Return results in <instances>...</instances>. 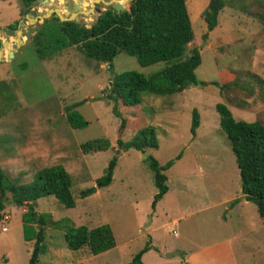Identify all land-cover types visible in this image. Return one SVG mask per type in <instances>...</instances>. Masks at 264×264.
I'll return each mask as SVG.
<instances>
[{
    "label": "rangeland",
    "instance_id": "rangeland-1",
    "mask_svg": "<svg viewBox=\"0 0 264 264\" xmlns=\"http://www.w3.org/2000/svg\"><path fill=\"white\" fill-rule=\"evenodd\" d=\"M119 1L128 9L129 0ZM258 1L227 0L217 26L208 31L203 18L207 0H185L194 33L187 49L197 47L201 55L196 76L216 84L190 86L170 96L143 93L137 105L119 101V113L126 119V128L119 134L121 117L113 111L115 102L107 97L113 76L127 70L150 75L162 69L164 63L141 66L134 57L119 52L109 68L86 58L74 46L41 59L32 43L41 23L35 22L26 36L29 8L21 0H0V42H11V49L2 47L0 80H5L12 92V97L0 94V166L10 176L23 172L21 182L28 183L38 169L63 165L71 176L75 206L67 208L48 195L37 200V211L49 213L54 220L70 219L74 226L93 228L108 224L116 241L115 247L93 255L86 247L68 249L64 232L46 227L47 250L39 256L38 264H127L149 239L151 248L142 256L144 264H185V254L228 238L238 264H264V226L255 204L251 202L249 208L257 216L254 232L247 227V209L230 212V203L202 208L208 201H221L240 190L236 158L220 128L215 104H226L236 120H244L243 109L234 101L250 93L251 83L244 77L250 55L258 53L257 59L263 57L260 42L254 44L257 49H251L243 36L246 33L252 37L256 31L264 30L259 29L264 20L241 6L249 3L251 11L263 14ZM68 2H39L37 14L59 7L66 15L64 7ZM108 6L98 7L104 11ZM95 16L91 14L80 21L88 27ZM20 21L24 23L18 26ZM3 28L10 30L9 36ZM17 28L23 31L19 36ZM17 37L25 43L15 46ZM10 52L13 55L9 56ZM228 71L237 75L236 84L221 90L218 84L227 81ZM253 95L256 106V101L264 100V86ZM74 103H80L76 110L88 121L83 128H72L67 122V107ZM194 108L200 119L195 135L190 131ZM146 127L154 130L158 147L147 148L144 153L133 148L119 151L111 183L97 188L96 178L103 174L118 149L117 138L128 141ZM97 138L108 139L111 146L86 154L81 151L80 144ZM179 153L180 159L165 171L169 191L152 207L157 188L144 156L151 154L164 164ZM90 188L95 190L79 196L81 190ZM3 212L0 264H27L32 242L24 241L22 236L24 208L9 198ZM173 219L179 221L173 223ZM175 251L183 255L167 257ZM219 253L225 255V250L208 249L204 264H211Z\"/></svg>",
    "mask_w": 264,
    "mask_h": 264
},
{
    "label": "trees",
    "instance_id": "trees-1",
    "mask_svg": "<svg viewBox=\"0 0 264 264\" xmlns=\"http://www.w3.org/2000/svg\"><path fill=\"white\" fill-rule=\"evenodd\" d=\"M34 1L21 0L27 8H30ZM227 3V0H207L203 18L208 31L217 26L218 15ZM257 5L263 9L264 0H259ZM241 8L250 15L264 20V13L251 11L252 5L249 3L242 5ZM193 38L194 33L185 0H131L128 9L116 11L112 6H108L94 17L88 27L82 21H61L52 14L43 20L33 34L32 43L41 59L74 46L86 58L109 64V68L112 67V61L119 52L134 57L141 66L163 62L164 67L150 75L127 70L113 76L107 97L115 102L113 111L121 117L118 110L119 101L128 106L137 105L141 102L143 93L170 96L190 86L204 87L209 83L216 84L197 78L195 70L201 63L200 51L197 47L187 49ZM203 38H207V33ZM8 48L11 49V42ZM257 79V82L264 86V78ZM235 84L236 82L232 81L218 85L221 90L225 88L229 90ZM4 93L12 97L9 85L5 80H0V94ZM238 101L234 103L242 105ZM80 103L67 107L66 119L72 128H83L88 124L76 110ZM215 110L219 116L220 128L226 134L236 158L241 194L247 201L255 204L264 226V123L261 120L253 122L236 120L227 105L222 102L215 104ZM199 124L198 110L194 108L190 126L193 135ZM125 127L126 119L121 117L119 134ZM116 144L118 149L110 158L103 174L95 180L97 188L111 183L119 151L133 148L144 153L147 148L158 147L155 132L149 127L140 130L128 141H123L119 136ZM110 146V141L105 138L80 144L81 151L85 154L102 151ZM180 157L181 153L164 164H160L151 154L145 157L157 188L152 207L168 190L165 171ZM22 174L23 172H19L17 176H10L0 166V221L4 215L5 201L9 198L14 205L24 208L21 215L22 236L24 241L32 242L27 264H38L39 256L47 250L46 227L62 230L67 248L73 251L86 247L90 254L97 255L115 247V237L108 224L93 228L85 225L74 226L70 219L54 220L49 213L37 211V200L48 195L54 196L67 208L75 206L71 192V176L63 165L54 164L38 169L32 181L28 183L21 182ZM93 190L95 188L81 190L79 196L85 197ZM234 201L237 199L231 204ZM150 248L149 239L127 264H144L142 255Z\"/></svg>",
    "mask_w": 264,
    "mask_h": 264
},
{
    "label": "crops",
    "instance_id": "crops-1",
    "mask_svg": "<svg viewBox=\"0 0 264 264\" xmlns=\"http://www.w3.org/2000/svg\"><path fill=\"white\" fill-rule=\"evenodd\" d=\"M91 1L92 0H83V3L81 4V10L87 9L90 6L89 3ZM72 2H73V4L76 3L75 0H72ZM85 3L88 4V6L85 7L84 6ZM97 6H99V4H97ZM67 7H68L67 5L64 7V10L68 11V13H67L68 15L66 14L65 16H67V17L68 16L75 17L74 14H71L69 12ZM81 18H84V17H81ZM259 25H260L259 29H264V26H262L261 23H259ZM250 33H252V32H250ZM244 34L245 35L243 37H244V39H247V41L249 42V47L251 49L252 48L253 49H257L256 48L257 46H254V44L257 43V41L260 42L261 51L259 50V52L262 53L261 56L263 58L257 59L256 57L258 56V53H256L255 55H250L249 67L244 72V77L246 79L245 81H249L251 83V88L249 89L250 93L244 95L243 99L238 101V102H241L242 105H237V104H234V105H236L237 107L243 109V117H244L243 119L245 121L253 122V121H256V120H261L264 123V100L256 101V103H257L256 106H254V103H253V100L255 99L253 94L256 91H258L260 87H263V85H261V84H259L257 82V80H258L257 78L258 77L259 78H264V30L256 31L255 35H253L252 37L250 36L251 38L246 33H244ZM14 43H15V46H18L17 45L18 42L16 41V39H15ZM22 43H25V42H21V44ZM3 55H4V53L1 54V57ZM227 73L228 74H227V81L226 82H232V81L235 82V80H237V75L236 74L230 73V71H228ZM258 85H260V87ZM259 94H260V92H259ZM262 98H264V96ZM167 180H168V177H167ZM167 191H169V188H168ZM235 199H237V201L236 202L234 201L231 204V202L233 200H235ZM226 203H230V208H229L230 212H235L236 209H238V208H240L242 211H244V209H247V212H248V215L246 217V219H247V227H248L249 232H254L255 228H253V227L255 225V220H256L257 216L252 211L253 210L252 208H251V210L249 209L251 202L247 201L245 199V197L241 194V184H240V190H238L236 195H234L232 197L225 198V199H223L221 201L217 200L215 203H214V201H208L207 205L202 206V208L211 209V208H214V207H216L218 205L226 204ZM239 216L240 215L238 213V217ZM172 221H173V223H176L179 220L178 219H173ZM179 248H180L181 252H183V253L186 252V251H184L183 247H179ZM208 249H214V250H217L219 252L225 250V255L221 254V253L217 254L216 256H214L211 259V264H238V262L236 260V257H235V254H234V251H233V248L231 246V239L230 238H228L226 240H223V241H221L219 243L207 246V247L206 246H201V247H199V249H196L194 251L189 252L188 254H185L184 255L185 258H186L185 261L190 263V264H204V258H205L206 254H207ZM180 254L183 255L182 253H180Z\"/></svg>",
    "mask_w": 264,
    "mask_h": 264
},
{
    "label": "water",
    "instance_id": "water-1",
    "mask_svg": "<svg viewBox=\"0 0 264 264\" xmlns=\"http://www.w3.org/2000/svg\"><path fill=\"white\" fill-rule=\"evenodd\" d=\"M48 1L49 0H35L32 3L33 6L29 9V11L27 13V17H26V20L29 21V25L27 26L26 36L29 35L28 30H30L35 25V22L42 23L40 21H43L45 18H49L52 14H55L61 21L75 20L76 22H79L81 17L90 16L91 14H97V15L100 14L103 10L97 6V4H99V3L105 4V5H111L112 8L116 11L125 9V6L119 0H92L89 3L90 6L87 8V10H81V4L83 3V0H75L77 4L76 3L73 4L72 0H69V2L67 4V6H68L67 8L71 14L75 15L74 18L72 16L67 17V16L63 15L60 12L61 9L59 7L49 8L46 12H44L42 14H37V11H38L37 5L39 4V2H48ZM129 1H131V0H129ZM23 23H24V21H20L18 26L20 24H23ZM3 30H4L5 34L7 36H9L10 30H8L6 28H3ZM15 31H16V34H18V36H19V34H21L23 32L22 30H19L18 28ZM16 41H18L19 43L23 42V40L20 37H17ZM7 43H8V41L7 42H1L0 55L3 54L2 47L6 48ZM11 55H13V53L10 52L9 56H11ZM107 65H109V64H107ZM144 157H146V156H144ZM172 255H180V252L175 251L172 253H168L167 257H171Z\"/></svg>",
    "mask_w": 264,
    "mask_h": 264
},
{
    "label": "built area",
    "instance_id": "built-area-1",
    "mask_svg": "<svg viewBox=\"0 0 264 264\" xmlns=\"http://www.w3.org/2000/svg\"><path fill=\"white\" fill-rule=\"evenodd\" d=\"M6 218H8V217L5 216V219H6ZM2 230H3V231H6V230H7V227H6V226H3V227H2Z\"/></svg>",
    "mask_w": 264,
    "mask_h": 264
},
{
    "label": "flooded vegetation",
    "instance_id": "flooded-vegetation-1",
    "mask_svg": "<svg viewBox=\"0 0 264 264\" xmlns=\"http://www.w3.org/2000/svg\"><path fill=\"white\" fill-rule=\"evenodd\" d=\"M99 5H105V4L99 3ZM110 6H111V5H110ZM30 8H31V7H30ZM30 8H29V9H30ZM29 9H28V11H29ZM12 30H13V29H12ZM0 46H1V42H0Z\"/></svg>",
    "mask_w": 264,
    "mask_h": 264
},
{
    "label": "bare ground",
    "instance_id": "bare-ground-1",
    "mask_svg": "<svg viewBox=\"0 0 264 264\" xmlns=\"http://www.w3.org/2000/svg\"><path fill=\"white\" fill-rule=\"evenodd\" d=\"M68 15V14H67ZM18 42V41H17ZM19 43V42H18ZM8 44H9V42L7 43V47L6 48H8Z\"/></svg>",
    "mask_w": 264,
    "mask_h": 264
}]
</instances>
